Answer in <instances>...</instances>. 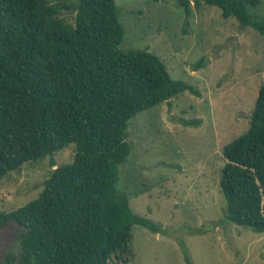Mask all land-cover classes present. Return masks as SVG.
I'll return each instance as SVG.
<instances>
[{
	"label": "trees",
	"instance_id": "trees-1",
	"mask_svg": "<svg viewBox=\"0 0 264 264\" xmlns=\"http://www.w3.org/2000/svg\"><path fill=\"white\" fill-rule=\"evenodd\" d=\"M66 1L0 0V178L46 156L52 165L33 199L0 210V226L13 221L23 229L18 256L4 264L128 262L132 226L160 229L132 211L120 185L132 149L128 121L184 90L199 95L173 79L155 53L121 47L125 28L115 0ZM261 1L177 3L188 17L192 6L214 5L264 36V19L249 12ZM69 143L72 160L56 164L53 154ZM222 154L226 219L264 231V84L247 130Z\"/></svg>",
	"mask_w": 264,
	"mask_h": 264
},
{
	"label": "rangeland",
	"instance_id": "rangeland-1",
	"mask_svg": "<svg viewBox=\"0 0 264 264\" xmlns=\"http://www.w3.org/2000/svg\"><path fill=\"white\" fill-rule=\"evenodd\" d=\"M115 1L125 28L121 47L155 53L173 79L199 95L184 90L129 119L132 149L121 163L120 185L132 211L160 229L134 224L132 256L112 264H264V231L227 220L219 186L222 148L247 130L264 84V36L214 5L192 6L188 17L177 0ZM249 12L264 19V0ZM61 13L73 21L71 11ZM74 147L56 151V164L70 162ZM51 168L46 156L0 178V210L33 199ZM22 231L13 221L0 226V264L18 256Z\"/></svg>",
	"mask_w": 264,
	"mask_h": 264
}]
</instances>
